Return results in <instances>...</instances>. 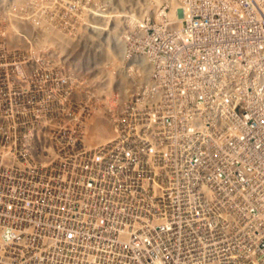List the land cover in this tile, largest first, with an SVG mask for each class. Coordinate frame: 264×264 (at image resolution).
Wrapping results in <instances>:
<instances>
[{
	"label": "built area",
	"instance_id": "built-area-1",
	"mask_svg": "<svg viewBox=\"0 0 264 264\" xmlns=\"http://www.w3.org/2000/svg\"><path fill=\"white\" fill-rule=\"evenodd\" d=\"M11 9L0 264H264V0L163 4L125 33L110 95L103 52L75 85L70 55L60 69L13 37ZM99 122L107 135L91 142Z\"/></svg>",
	"mask_w": 264,
	"mask_h": 264
},
{
	"label": "rangeland",
	"instance_id": "rangeland-1",
	"mask_svg": "<svg viewBox=\"0 0 264 264\" xmlns=\"http://www.w3.org/2000/svg\"><path fill=\"white\" fill-rule=\"evenodd\" d=\"M11 3L10 13L21 22V35L30 40L33 50L36 47L37 59L59 61L58 68L65 69L67 64L63 57L70 55L71 67L79 69L74 70L72 83L85 85V71L80 70H84L81 65L91 59L90 55H102L103 52L101 61L105 63L112 55H123L127 45L128 52L132 51L130 42L124 39L125 33L146 31L148 21L158 19L163 4H178V0H20ZM37 38L41 42H37ZM118 40H121V50L118 46L114 49ZM115 56L118 63L123 62V57L119 61ZM108 62L112 64L108 76L96 75L98 79L105 78L107 88L114 83L109 77L113 74L117 78L113 69L121 67L116 65L117 62H113L116 66L110 60ZM67 77L58 75V82L64 83Z\"/></svg>",
	"mask_w": 264,
	"mask_h": 264
},
{
	"label": "bare ground",
	"instance_id": "bare-ground-1",
	"mask_svg": "<svg viewBox=\"0 0 264 264\" xmlns=\"http://www.w3.org/2000/svg\"><path fill=\"white\" fill-rule=\"evenodd\" d=\"M14 2V3H18V1H20V0H0V7L1 6H3L4 8H6V7H9L10 5H12V3L11 4H9L10 2ZM174 7H176L177 6V4H172ZM176 10V9H175ZM22 24H21V22L20 21H13L12 23H11V25H10V29H12V31H13V37H15V38H17V37H19V33H21V29H20V27L19 26H21ZM177 26H181V23L179 22H177ZM48 28V27H47ZM132 34H135V32L133 31L132 32ZM194 34V33H193ZM50 35V34H49ZM180 35H182V33L180 32ZM48 36V35H47ZM117 36V35H116ZM184 38L186 37L185 35H182ZM191 36H193V35H191ZM41 37H43V36H41ZM136 37H137V35L135 36V39H136ZM49 38V37H48ZM118 38V37H117ZM165 39V37L163 38V40ZM37 40V42H41L40 41V38H37L36 39ZM119 41H121V40H118V41H115V47L116 46H118V48L121 46V44H120V42ZM119 42V43H118ZM117 44V45H116ZM125 44V43H124ZM32 45V44H31ZM166 46H167V43H166ZM33 47H34V45H33ZM64 48V47H63ZM120 50L121 49H123V47L122 48H119ZM125 52L123 53V55H117L118 57V59L117 60H121V58L123 57V59H124V57H125V55L127 54V52H128V50H129V48H127V46H125ZM117 53V52H116ZM89 59V58H88ZM69 60H70V56H69ZM101 60H102V58H101ZM112 63L114 62H117L118 63V61H116V56L115 55H112L111 56V58L109 59ZM108 60V61H109ZM88 61V60H87ZM113 63V64H114ZM116 63V65H121V63L119 62L118 64ZM109 64V63H108ZM112 65V64H111ZM115 65V64H114ZM115 65V66H116ZM114 66V67H115ZM113 67V66H112ZM113 67V68H114ZM120 67V66H119ZM122 67V66H121ZM120 67V68H121ZM89 68H90V66H89ZM111 68V67H110ZM120 68H118V69H120ZM117 69V68H116ZM116 69H113L114 70V74L116 73L115 71H116ZM112 70V71H113ZM111 71V72H112ZM109 72V71H108ZM107 72V73H108ZM110 74V73H109ZM106 76H108V75H106ZM110 76V75H109ZM112 81H114V83H117V82H115V80L113 79L114 78V76H113V74L109 77ZM99 80L101 81V85L104 87L103 88V90H104V92L106 93V94H108V95H110L111 93L110 92H112V90L110 89L111 87H112V85L111 86H109L108 88H107V85L106 84H108V82H106V80H104L102 77H100L99 78ZM119 81H123V79L122 78H119ZM215 82H213V84H214ZM107 88V89H106ZM113 89H114V86H113ZM107 90V91H106ZM218 98H221V95H219L218 96ZM223 100V99H222ZM216 114V113H215ZM108 125H109V123H105V124H103V123H101V122H99L98 124H97V131H96V133H95V135H93L92 137H91V142H97L98 140H100V139H104V138H102V136L103 135H107V129H108ZM193 128V127H192ZM112 249V248H111Z\"/></svg>",
	"mask_w": 264,
	"mask_h": 264
}]
</instances>
